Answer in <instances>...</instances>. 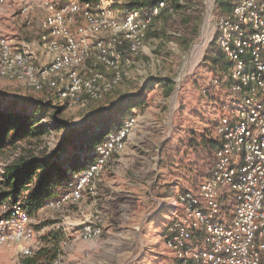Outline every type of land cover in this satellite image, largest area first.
I'll list each match as a JSON object with an SVG mask.
<instances>
[{
  "label": "built area",
  "instance_id": "built-area-1",
  "mask_svg": "<svg viewBox=\"0 0 264 264\" xmlns=\"http://www.w3.org/2000/svg\"><path fill=\"white\" fill-rule=\"evenodd\" d=\"M15 2L25 19L36 8L45 15L35 41L15 44L0 32V77L35 91H54L68 104L99 100L121 80L123 65L139 54L150 24L166 5L161 1L143 11L102 0H0V9ZM215 20L207 41L217 39L229 68L200 86L208 102L221 99L224 104L215 126V163L198 188L179 194L182 210L164 234L173 262L163 264H264V0H232L231 14ZM37 51L47 61L39 63ZM137 123L132 113L107 134L86 166L73 172L70 188L42 209L78 205L109 160L125 150ZM80 214L84 220L77 236L95 247L103 232L101 211L82 209ZM64 229L63 244H72L75 231ZM35 238L25 207L1 201L0 245H14L31 256ZM50 264L68 263L60 252Z\"/></svg>",
  "mask_w": 264,
  "mask_h": 264
},
{
  "label": "rangeland",
  "instance_id": "rangeland-1",
  "mask_svg": "<svg viewBox=\"0 0 264 264\" xmlns=\"http://www.w3.org/2000/svg\"><path fill=\"white\" fill-rule=\"evenodd\" d=\"M129 1L131 0H102L105 4L112 2L123 4ZM186 1L190 2V8H182L180 13L165 14L154 20L139 54L132 63L123 65L121 80L114 83L101 99L90 100L84 104L82 102L68 104L66 100L59 99L54 91H35L16 80L1 77L0 95L3 94L8 101L26 93L52 98L56 105H65L66 108L61 115L64 120L72 125H81L92 113L100 108L109 107L124 95L144 93L147 104L141 121H138L130 134L125 150L112 157L108 164H122L117 169L118 173L131 175L133 178L136 176L138 180L143 174L142 169L151 168L154 176L157 174L159 182L151 186L155 198L157 192L163 194L165 190L171 189L170 184L163 185V182L174 183L177 176L181 177V193L198 188L211 168L209 162L211 155L214 154L213 148L207 144L209 145V140L212 139L218 141L215 126L224 113L221 99L217 102H208L200 93V86L214 75L203 63L211 44L207 39L212 36L215 16L220 13L216 9L215 0ZM16 9H0V14L15 10L11 15L20 20L21 16ZM180 31L181 39L178 36ZM151 76L172 78L174 81L172 93L167 96L161 84L145 91L144 84ZM226 93L229 94L230 90L227 89ZM49 121L50 118L45 119V122ZM54 132L56 138H52V144H56L57 137L62 133V131ZM160 149L162 153L159 155ZM10 157V152L3 155L1 164H5ZM103 174L96 181L94 189L89 190L78 205L69 204L61 209H47L38 214L37 218L32 216L33 221L50 219L56 222L55 226L62 224L71 228H80L79 224L84 217L78 211L79 205L84 200H92L95 194L101 192L106 171L104 176ZM137 191L147 193L148 198L145 199L147 206L152 205L151 209L157 208L158 200L149 203L152 200L147 185ZM137 191L125 194L135 195L134 192ZM95 208L101 211L100 224L103 228L102 236L96 244L97 248L101 246L100 242L111 234L106 230L108 224L106 219L113 224L112 236L115 238H111L113 243L109 242L97 250L96 246L93 247L89 242L84 241L88 246L82 249L88 253L86 254V257L90 258L88 264H150L151 254L161 251L159 228L168 225L171 221L172 214L169 210H162L153 220L150 215L143 218V214L137 215L138 210L123 212L119 216L113 212L114 216L109 218L101 205H94L93 209ZM142 221H144L143 225H141ZM35 229L39 231L35 238L36 243L38 241L37 250L43 243L41 236L46 232L47 227L38 230L35 226ZM27 257L20 254L14 245H0V264H25L24 260Z\"/></svg>",
  "mask_w": 264,
  "mask_h": 264
},
{
  "label": "trees",
  "instance_id": "trees-1",
  "mask_svg": "<svg viewBox=\"0 0 264 264\" xmlns=\"http://www.w3.org/2000/svg\"><path fill=\"white\" fill-rule=\"evenodd\" d=\"M161 1L166 5L154 20L190 8V2L185 0H131L123 4L112 2V5L147 11ZM215 1L219 15L231 14L232 0ZM203 64L214 75L228 70L229 61L216 38L211 42ZM157 84L165 88L167 96L174 89L172 78L151 76L144 84L145 91ZM144 98V93L124 95L109 107L92 113L85 123L72 125L61 117L65 105H56L52 98L26 93L8 101L3 94L0 95V160L8 152L11 155L5 164L0 162V202H20L35 217L47 202L70 188L73 172L86 166L92 158L91 152L105 136L118 130L127 115L145 107ZM46 118L51 122H45ZM54 131H62L56 144H52V138H56ZM209 141L207 146L215 150L219 142ZM211 156L209 163L212 165L213 154ZM48 223L56 222L49 220ZM35 226L39 230L45 223ZM63 237V227L50 228L41 236L43 246L24 263L49 264L60 253L59 242Z\"/></svg>",
  "mask_w": 264,
  "mask_h": 264
},
{
  "label": "crops",
  "instance_id": "crops-1",
  "mask_svg": "<svg viewBox=\"0 0 264 264\" xmlns=\"http://www.w3.org/2000/svg\"><path fill=\"white\" fill-rule=\"evenodd\" d=\"M16 3L17 2H15V4L13 5L12 8H17ZM16 10L18 11V9H16ZM13 12L8 13V12L4 11L0 14V32L4 35L8 36L11 39V41H13L15 44H19L22 41L31 42V41L37 40L40 33H41L39 23H40L41 18L45 15L44 10H42L40 8L34 9L30 14V20L25 19L20 14L19 11H18L19 16H21L22 20L21 19L18 20L15 17H12L11 14ZM180 33H181V31H180ZM178 36H180L179 33H178ZM37 53H39V52L37 51ZM45 61H47V56L44 55L43 53H39V63H44ZM105 73L107 75L111 74L107 70ZM144 108L138 110V112H136L134 114L137 117L138 121H141L140 119L143 116L142 113L144 112L143 111ZM135 110L136 109H134V111ZM130 114H132V113H130ZM146 132L149 133V131H146ZM161 153H162V150L159 151V155ZM214 163H215V150H214V154H213V162H212L211 168L207 172V174L205 175V178L210 175L212 168L214 166ZM121 165L122 164H110L108 166L107 170H105L106 174L104 171L105 176L103 174L104 182L101 184V187H102V188H100L101 192L98 194H95V196L93 197L92 200H88V201L84 200L79 205L78 211H81L82 209H84L86 211H90L93 209L94 205H101L103 207L105 213H106V216L107 217L109 216V218L114 216L113 212H116L117 216H119L123 212L128 213L132 210H134L136 212L138 210L136 212L137 215L141 216V214H143L142 218L150 215V217L154 220V218L162 210H169L170 213L172 214L171 221H169L168 225L163 226L162 228H159L160 229L159 234L161 237V248L162 249L160 252H157L156 254H151L150 264H157L156 262H159V264H163L165 262L172 263L173 262V256L171 255L170 250H168V248L164 244V234H165L168 226L171 224L172 220L175 218V213L180 212L182 210L181 203L179 201V194L181 193V177L177 176L176 181L174 183H169L167 181L163 182V185L164 184H170L171 189L169 191L165 190V192H162L163 194H161L160 192H157V197H158V199H157V197L155 198L153 196L152 187L155 184L156 185L159 184V182L157 181L158 180L157 174H155V176H154V173L152 172L151 168L146 167V168L142 169L143 174L141 176H139L140 180H138L136 176H135V178H133V177H131V175H126V174H121V173L119 174L117 169ZM171 166H172V164H171ZM150 170H151V173H149ZM128 173H131V172H128ZM133 175H135V174H132V176ZM145 185L148 186V190H149L148 192L150 195V199L152 200V202H149V203H153V200H158V205H157L156 209H151L152 205L147 206V203L145 201V199L147 200V198H148L147 193H145V192L143 193L142 191H137V189H144ZM158 188L159 187L157 186L156 189H158ZM131 189H133V190H131ZM131 191H137V192H134L135 195L125 194V193L131 192ZM74 207H78V206H74ZM45 210H47V209L41 208V210L38 212V214L40 215ZM68 211L70 212V210H68ZM37 215H36V218H37ZM49 220L50 219L40 220V222L43 221V223H45V226L43 228L47 227V230H49L50 228H53L56 224V223L55 224L54 223L53 224L48 223ZM40 222L34 221V225L35 224H41ZM60 222H61V220H60ZM106 222H108V224H106V230L108 233H111V234H109V237L107 239H104L103 241L100 242L99 245H101V246H98V248L96 246V250L99 249V247H103V246L107 245V243H109V242L113 243L111 238L112 239L115 238L114 236H112L113 224L111 223V221L109 222V219H106ZM143 224H144V221L141 222V225H143ZM59 226L63 227V230H64V237L59 242V250H60V252H62L64 254V258L67 261V263L68 264H81V263L88 264L87 261H90V258L86 257L87 256L86 254H88V253L84 252L82 249V247H87L88 245L86 242H84L83 240L78 238V236H77L78 229L75 227H73V228L70 227V229L75 231V232H73L74 233L73 236H77V238H75V240L73 241L72 244L64 245L63 241H64L65 236H66L64 225L59 224ZM37 232H39V231H36V233ZM43 234H44V232L42 233V235ZM41 241H42V238H41ZM37 243H38V241H37ZM41 246H43V243L39 247H41ZM88 256H90V255H88ZM154 257H156L157 259L153 260Z\"/></svg>",
  "mask_w": 264,
  "mask_h": 264
},
{
  "label": "water",
  "instance_id": "water-1",
  "mask_svg": "<svg viewBox=\"0 0 264 264\" xmlns=\"http://www.w3.org/2000/svg\"><path fill=\"white\" fill-rule=\"evenodd\" d=\"M89 117H90V116H89ZM89 117H88L87 119H84V120H83V123H85V122L89 119Z\"/></svg>",
  "mask_w": 264,
  "mask_h": 264
},
{
  "label": "bare ground",
  "instance_id": "bare-ground-1",
  "mask_svg": "<svg viewBox=\"0 0 264 264\" xmlns=\"http://www.w3.org/2000/svg\"><path fill=\"white\" fill-rule=\"evenodd\" d=\"M188 62V61H187ZM181 78H183V76H181Z\"/></svg>",
  "mask_w": 264,
  "mask_h": 264
}]
</instances>
